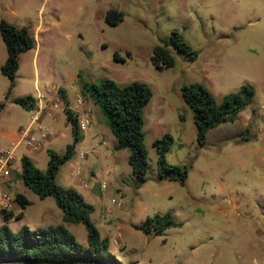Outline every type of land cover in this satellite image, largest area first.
Wrapping results in <instances>:
<instances>
[{
	"label": "rangeland",
	"instance_id": "obj_1",
	"mask_svg": "<svg viewBox=\"0 0 264 264\" xmlns=\"http://www.w3.org/2000/svg\"><path fill=\"white\" fill-rule=\"evenodd\" d=\"M109 8L123 14L116 25L105 20ZM1 18L26 26L34 45L19 55L11 88L0 72V102H4L0 148L16 140L18 128L25 127L34 113L12 98L49 97L61 87L68 105L78 110L76 97L81 95L92 110V123L85 130L89 136L82 140L84 131H79L75 154L60 165L55 179L75 187L93 205L90 217L101 236L109 238V250L121 264H264V131L257 138L241 140L237 120L226 122L210 129L201 145L192 109L181 95L184 84L200 82L219 102L248 82L255 88L251 104L264 100V0H0ZM173 30L196 51L194 59L169 44ZM156 46L172 55L173 65L155 66ZM5 57L0 36V66ZM104 78L120 85L145 82L152 91L143 108L149 167L139 186L128 164V149H114V135L83 88L84 83ZM56 93L62 100L59 90ZM48 121L43 123L47 137L38 149L24 142L17 145L13 162L17 174L22 155L45 170L48 149L63 154L73 143L71 123L62 107L56 120ZM32 131L37 134L36 125ZM165 133L173 137L167 161L187 167L184 184L158 175L153 142ZM98 141L114 152L115 161L91 149ZM80 150L85 153L82 159L77 157ZM75 159L81 182L75 181ZM83 181L94 182L95 187L85 188ZM12 190L22 193L29 204L22 210L13 202L14 212L22 210V217L5 219L0 213V226L18 231L24 225L35 229L60 221L61 210L52 196L40 198L19 177ZM15 194H10L12 199ZM166 211L182 225L161 235L133 226ZM102 215L109 222L103 224ZM66 227L80 244H87L81 223Z\"/></svg>",
	"mask_w": 264,
	"mask_h": 264
},
{
	"label": "trees",
	"instance_id": "obj_2",
	"mask_svg": "<svg viewBox=\"0 0 264 264\" xmlns=\"http://www.w3.org/2000/svg\"><path fill=\"white\" fill-rule=\"evenodd\" d=\"M123 19L121 11L109 8L105 12V20L116 25ZM0 36L6 50V58L0 66V72L10 80V88L19 67V55L31 49L34 40L26 26H17L3 18L0 19ZM169 44L191 59L197 53L184 40L181 33L173 30ZM152 60L156 67L174 64L172 55L161 46L153 49ZM117 59V55L115 54ZM84 90L97 104L100 112L116 139L114 149H128V164L131 167L134 183L139 186L146 181L148 171V152L145 145L143 130V108L152 96L149 85L145 82L133 81L120 85L110 78L99 82L84 83ZM64 103L67 119L71 123L74 135L73 143L66 146L63 154L48 149V161L45 170H41L30 157L20 158L19 179L40 198L52 196L61 210V222L46 227L30 229L22 226L18 231H12L6 224L0 226V259L10 258L35 263L63 264L78 261H102L110 264H121V261L109 250V238L101 236L90 215L93 205L86 202L74 187L62 186L56 182V174L60 165L70 160L75 154V144L78 142V116L68 107V99L64 90L59 88ZM255 94L251 83H243L238 90L229 92L216 101L208 88L200 82H191L181 87L183 100L190 106L196 127V140L203 145L207 132L226 122H233L238 113L249 106ZM12 102L24 109L31 110L36 104L32 95L17 96ZM4 102H0V111ZM243 135V134H242ZM173 142L169 133L163 134L153 142L156 151V168L160 178L177 181L184 184L187 180L186 166L171 164L167 161L166 153ZM15 200L23 210L29 200L22 194L16 193ZM1 209L5 219L14 217L20 219L23 212ZM81 223L86 231V245L80 244L75 236L67 229L66 224ZM172 212L155 213L146 217L144 225H133L146 234L161 235L169 227H179ZM130 264H135L131 262Z\"/></svg>",
	"mask_w": 264,
	"mask_h": 264
},
{
	"label": "crops",
	"instance_id": "obj_3",
	"mask_svg": "<svg viewBox=\"0 0 264 264\" xmlns=\"http://www.w3.org/2000/svg\"><path fill=\"white\" fill-rule=\"evenodd\" d=\"M7 21H9L11 23H14V22H12L10 20H7ZM59 88H61V87H59ZM59 88L54 89L49 97L39 96L38 98H36V104H35L33 109L35 110L36 108H40V110H41V118H40V120L42 121L41 122L42 124L44 123L46 118L49 119L48 123H50L53 120L55 121L57 116H58L59 107H62L64 109V103H63L62 100H60L59 97H57V93H56V92H58ZM64 94H65V96L67 98V95H66L65 91H64ZM79 96H81V95H77V97H76V104H80V107L78 108V110H76V109L72 110L69 105H68V107L78 116V119H82L85 116H88L90 118V122H89V124L87 126H89L92 123V116H91L92 110L90 109L88 104H85L83 102V99H82V103H78L77 102V99H78ZM263 110H264V100L263 101L257 100L256 103H254L253 105L250 104L246 108L242 109L238 113L237 118L233 122H231V123H234L237 120L238 126L236 128H237L238 131H240L238 133V135H240L239 138L241 140H248V139H251V138H257V136L260 133V131H262V130L264 131V111ZM87 126H86V128H88ZM86 128L84 130H80L82 132L84 131L83 135H82V137H83L82 140H85V138L89 136V133L86 132L87 131ZM214 128H216V127H214ZM78 136H79V133H78ZM78 141H79V138H78ZM77 143L75 144V151H76V147L78 145ZM104 143H105V141H103V144ZM115 143L116 142L113 143V147H114ZM91 149L93 151L98 152L99 154H101L105 160H111V161H115L116 160V156H115L114 152H111V151H109V149L105 148L100 141H98V146L97 147H95V145H92ZM80 151H82V150H80ZM73 167H74V164H73ZM19 171H20V169H19ZM90 173L93 174V171L90 170ZM75 174H76V180L75 181L76 182H81L82 179H83L82 176H81L82 175L81 174V168H80L79 172L75 173ZM17 177H18L17 172H14V170H13L11 175L9 176V178H8V180L6 182H0L2 191L8 190L10 192V194L11 193H13V194L17 193V191L12 190V184L14 183V181H15V179ZM85 183H92L93 186L92 187H85L84 186ZM82 185L85 188H88V189H93L95 187V183L94 182H85V181H83ZM70 187H72V186H70ZM103 188H104V183H102V184H100L98 186L99 191L103 190ZM80 194H82V193H80ZM13 202H15V204H17L18 206H19V203L15 200V198L13 199L12 206H11V208L9 210L14 212V210H13V206H14ZM0 210H1V207H0ZM60 222H61V215H60V221L56 222L55 224H58ZM102 222H103V224L109 222V220L106 219L105 215H102ZM105 237H107V236H105Z\"/></svg>",
	"mask_w": 264,
	"mask_h": 264
},
{
	"label": "built area",
	"instance_id": "obj_4",
	"mask_svg": "<svg viewBox=\"0 0 264 264\" xmlns=\"http://www.w3.org/2000/svg\"><path fill=\"white\" fill-rule=\"evenodd\" d=\"M78 103H82V97L79 96L77 99ZM41 110L36 108L34 113L25 127H19L17 132L18 136L16 140L12 141L11 144L7 147L0 148V182H6L11 175L13 169V162L16 156V148L20 142L33 150L38 149L40 140L47 137V128L40 122ZM90 118L85 116L82 119H78L79 130H84L89 124ZM33 125H36L37 134L32 131ZM77 157L82 159L85 157V153L80 151L77 154ZM80 166L74 160L73 171L78 173ZM85 187H92V183H85ZM12 197L8 190H4L0 193V207L1 209L9 210L12 206Z\"/></svg>",
	"mask_w": 264,
	"mask_h": 264
},
{
	"label": "water",
	"instance_id": "obj_5",
	"mask_svg": "<svg viewBox=\"0 0 264 264\" xmlns=\"http://www.w3.org/2000/svg\"><path fill=\"white\" fill-rule=\"evenodd\" d=\"M0 264H52V263H35L24 260L5 258V259H0ZM63 264H110V263L102 262V261H78V262H70Z\"/></svg>",
	"mask_w": 264,
	"mask_h": 264
}]
</instances>
